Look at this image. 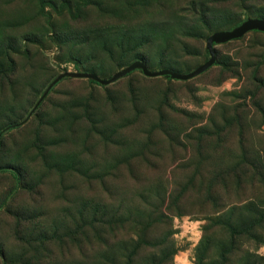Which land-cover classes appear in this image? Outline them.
Wrapping results in <instances>:
<instances>
[{
    "label": "rangeland",
    "instance_id": "1",
    "mask_svg": "<svg viewBox=\"0 0 264 264\" xmlns=\"http://www.w3.org/2000/svg\"><path fill=\"white\" fill-rule=\"evenodd\" d=\"M264 0H0V264H264Z\"/></svg>",
    "mask_w": 264,
    "mask_h": 264
},
{
    "label": "water",
    "instance_id": "2",
    "mask_svg": "<svg viewBox=\"0 0 264 264\" xmlns=\"http://www.w3.org/2000/svg\"><path fill=\"white\" fill-rule=\"evenodd\" d=\"M253 31H260L264 33V19L259 18H249L244 23H242L240 26L236 27L233 30H227V31H219L215 32L212 35H210L206 41V50L209 53V59L194 69L193 71L189 73H178L169 69H162L159 71H151L143 62L141 61H135L128 65L127 67L121 69L120 71L116 72L111 78L105 80L101 79L95 74L92 73H72V72H64L60 74L45 90L41 98L39 99L37 106L47 97L53 86L58 83L59 81L63 80L66 77L71 78H78V79H90L95 80L98 83L102 85H111L121 78L125 77L129 73L141 70L143 74L146 77L149 78H156V77H164V76H170L173 80H179V81H188L191 79H194L201 74L208 71L211 67H213L216 63V54H215V47L214 43L216 44H224L236 39H240L247 35L250 32ZM34 108V109H35ZM33 109V110H34ZM33 114V111L30 113L29 117Z\"/></svg>",
    "mask_w": 264,
    "mask_h": 264
},
{
    "label": "trees",
    "instance_id": "3",
    "mask_svg": "<svg viewBox=\"0 0 264 264\" xmlns=\"http://www.w3.org/2000/svg\"><path fill=\"white\" fill-rule=\"evenodd\" d=\"M247 19H249V17H245L244 18V20L243 21H241V22H239L238 24H236L233 28H231L230 30H233V29H235L236 27H238V26H240L242 23H244ZM254 33H262V34H264L263 32H260V31H253ZM243 38V37H242ZM208 39V38H207ZM241 39V38H240ZM236 40H238V39H236ZM233 41H235V40H233ZM230 42H232V41H230ZM227 43H229V42H227ZM224 44H226V43H224ZM219 45H223V44H216V43H214V47H215V50H216V46H219ZM206 56L209 58V53H208V51L206 50ZM216 64V63H215ZM215 66V65H214ZM212 68V67H211ZM210 68V69H211ZM209 69V70H210ZM136 71H139V72H141V73H143L141 70H136ZM136 71H133V72H131V73H129L128 75H126L125 77H127V76H130V75H132L134 72H136ZM207 72V71H206ZM204 74V73H203ZM202 75V74H201ZM166 79H171V77L170 76H164ZM68 78H71V77H66V78H64V79H68ZM124 78V77H123ZM63 79V80H64ZM63 80H61V81H59L58 83H56L54 86H53V88L55 87V86H57L59 83H61ZM89 82H91V83H94V84H97V85H99V86H106V85H102V84H100V83H98L97 81H95V80H90V79H87ZM53 88L51 89V91L53 90ZM50 91V92H51ZM49 92V93H50ZM49 95V94H48ZM45 100V99H44ZM43 100V101H44ZM42 101V102H43ZM42 102L39 104V105H41L42 104ZM38 105V106H39ZM37 106V107H38ZM34 110H36V108L34 109ZM34 110H32V111H34ZM22 124V123H21ZM21 124H16V125H13V126H10V127H8V128H6L3 132H0V139H2V137H3V135L6 133V132H9V131H11V130H13V129H16V128H18Z\"/></svg>",
    "mask_w": 264,
    "mask_h": 264
}]
</instances>
